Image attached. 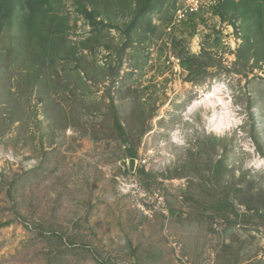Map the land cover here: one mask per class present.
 Masks as SVG:
<instances>
[{
	"label": "rangeland",
	"instance_id": "obj_1",
	"mask_svg": "<svg viewBox=\"0 0 264 264\" xmlns=\"http://www.w3.org/2000/svg\"><path fill=\"white\" fill-rule=\"evenodd\" d=\"M42 10L0 30V264H264V7Z\"/></svg>",
	"mask_w": 264,
	"mask_h": 264
},
{
	"label": "trees",
	"instance_id": "obj_2",
	"mask_svg": "<svg viewBox=\"0 0 264 264\" xmlns=\"http://www.w3.org/2000/svg\"><path fill=\"white\" fill-rule=\"evenodd\" d=\"M46 0H0V30H2L3 27L9 24H13V20L15 18V15L18 14L19 12L23 13V18L24 21H33L36 22L35 16L39 12H42V8L45 5ZM259 3V6L264 7V3L260 0H253ZM25 9V11H24ZM80 12L86 17L88 22H90L93 27L102 24L98 23L95 24L96 21H94L95 16H94V11L89 10L86 6H82L80 9ZM96 14V13H95ZM260 14V13H259ZM187 67L189 65V60L184 63ZM117 126L118 128H121L124 130V127L121 125L119 121H117ZM132 157H134V153H131ZM221 162V161H220ZM219 162V164H220ZM227 199L229 200L228 197H222L219 200V205L222 208V203L225 202L224 200ZM224 204V203H223ZM235 213V208L234 211ZM236 215L238 214L237 211L235 213Z\"/></svg>",
	"mask_w": 264,
	"mask_h": 264
},
{
	"label": "water",
	"instance_id": "obj_3",
	"mask_svg": "<svg viewBox=\"0 0 264 264\" xmlns=\"http://www.w3.org/2000/svg\"><path fill=\"white\" fill-rule=\"evenodd\" d=\"M134 167V159H132L131 163H130V168L132 169Z\"/></svg>",
	"mask_w": 264,
	"mask_h": 264
},
{
	"label": "bare ground",
	"instance_id": "obj_4",
	"mask_svg": "<svg viewBox=\"0 0 264 264\" xmlns=\"http://www.w3.org/2000/svg\"><path fill=\"white\" fill-rule=\"evenodd\" d=\"M195 103L197 104V103H199V102H198V101H195ZM195 103H194V104H195Z\"/></svg>",
	"mask_w": 264,
	"mask_h": 264
}]
</instances>
